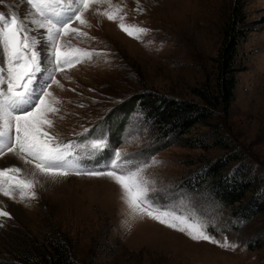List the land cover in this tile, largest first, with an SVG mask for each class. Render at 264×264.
Instances as JSON below:
<instances>
[{
	"label": "rangeland",
	"instance_id": "374dc122",
	"mask_svg": "<svg viewBox=\"0 0 264 264\" xmlns=\"http://www.w3.org/2000/svg\"><path fill=\"white\" fill-rule=\"evenodd\" d=\"M116 5L127 13L125 23L151 31L141 39L128 36L119 21L96 13V9L108 10L107 3L94 4L86 13L90 27L74 22L73 27L96 39H72L71 43L107 55L56 75L63 88L52 85L49 89L59 99L60 109L50 115L54 120L50 131L66 143L105 133L111 148L138 154L143 160L155 157L162 163L149 173L158 189H167L166 194L157 193L160 202L175 203L180 212L187 210L180 198L192 197L213 220L217 231L210 230L211 234L222 242L227 237L238 247L232 251L207 241L194 242L147 217L129 219L126 225L122 221L128 219L127 209L116 183L104 177L69 175L41 179L43 187H38V198L30 205L0 197L8 205L5 210L12 213L0 227V264H25L15 254V246L30 234L43 238L47 232L62 234L82 264H264V237L260 246L248 245L258 236L264 211L250 219L235 217L231 206L187 185L204 160L227 149L175 143L148 151L157 140L141 112L115 115L123 101L145 88L197 98L193 88L215 78L216 59L234 6L241 11L237 28L244 37L239 57L247 68L238 73L229 116L218 120L243 159L264 174V0H112V7ZM28 7L23 0H0V11L5 13L23 16ZM193 130L203 134L209 127L198 125ZM110 154L111 150L106 151L104 159ZM13 163L16 159L11 154L0 158V167Z\"/></svg>",
	"mask_w": 264,
	"mask_h": 264
},
{
	"label": "snow or ice",
	"instance_id": "6c2138e0",
	"mask_svg": "<svg viewBox=\"0 0 264 264\" xmlns=\"http://www.w3.org/2000/svg\"><path fill=\"white\" fill-rule=\"evenodd\" d=\"M29 7L23 16L18 12L0 11V158L11 154L16 163L0 167V197L30 205L38 198L41 179H57L69 175L109 178L121 189V200L129 219L150 218L187 235L194 242L207 241L226 250L238 245L227 237L223 242L211 232L217 231L207 209L190 196H182L180 204L187 210L178 212L175 203H161L156 180L149 169L162 163L155 157L139 159L138 154L111 148L107 135L84 136L80 143L64 142L50 129L51 114L60 109L59 99L50 91L52 85L63 88L56 75L64 74L94 57L107 55L96 49L81 48L72 39L89 38L78 21L87 25L86 13L94 4H109L103 12L128 36L141 39L151 30L139 24L125 23L123 7H112V0H23ZM138 11H143L139 8ZM123 13V14H122ZM74 91V89H73ZM84 129V133H88ZM83 135V134H80ZM111 154L104 159L106 151ZM25 166H28L27 170ZM168 199V196H165ZM0 227L12 213L0 200ZM211 230V232H210Z\"/></svg>",
	"mask_w": 264,
	"mask_h": 264
},
{
	"label": "trees",
	"instance_id": "16d2710c",
	"mask_svg": "<svg viewBox=\"0 0 264 264\" xmlns=\"http://www.w3.org/2000/svg\"><path fill=\"white\" fill-rule=\"evenodd\" d=\"M228 17L216 59L215 78L193 88L197 98L145 88L123 101L115 115L126 116L135 110L141 112L144 122L155 131L157 140L148 151H159L175 143L203 148L219 145L227 149L218 157L204 160L195 170L196 174L187 180V185L231 206L235 217L250 219L264 211V174L243 159L240 149L230 143L218 120L229 116L236 96L238 73L247 68L239 57L244 37L237 28L242 20L240 9L233 6ZM198 125L208 126L209 131L195 132L193 129ZM234 161L236 164L233 165ZM263 237L264 223L259 227L256 239L248 243L249 248L260 246ZM14 252L19 259L25 260V264H82L70 243L59 233L47 232L43 238L30 234L15 246Z\"/></svg>",
	"mask_w": 264,
	"mask_h": 264
}]
</instances>
